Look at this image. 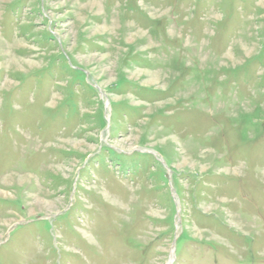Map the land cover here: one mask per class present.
<instances>
[{
	"label": "rangeland",
	"instance_id": "1",
	"mask_svg": "<svg viewBox=\"0 0 264 264\" xmlns=\"http://www.w3.org/2000/svg\"><path fill=\"white\" fill-rule=\"evenodd\" d=\"M264 264V0H0V264Z\"/></svg>",
	"mask_w": 264,
	"mask_h": 264
},
{
	"label": "bare ground",
	"instance_id": "2",
	"mask_svg": "<svg viewBox=\"0 0 264 264\" xmlns=\"http://www.w3.org/2000/svg\"><path fill=\"white\" fill-rule=\"evenodd\" d=\"M174 262V254L172 253L169 264H172Z\"/></svg>",
	"mask_w": 264,
	"mask_h": 264
}]
</instances>
